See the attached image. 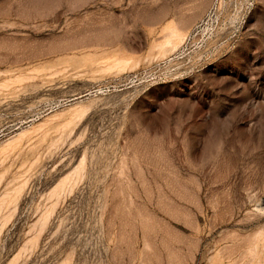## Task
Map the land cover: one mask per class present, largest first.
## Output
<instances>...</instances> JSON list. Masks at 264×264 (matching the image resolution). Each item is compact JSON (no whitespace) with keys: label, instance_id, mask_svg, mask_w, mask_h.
<instances>
[{"label":"rangeland","instance_id":"obj_1","mask_svg":"<svg viewBox=\"0 0 264 264\" xmlns=\"http://www.w3.org/2000/svg\"><path fill=\"white\" fill-rule=\"evenodd\" d=\"M0 264H264V0H0Z\"/></svg>","mask_w":264,"mask_h":264},{"label":"bare ground","instance_id":"obj_2","mask_svg":"<svg viewBox=\"0 0 264 264\" xmlns=\"http://www.w3.org/2000/svg\"><path fill=\"white\" fill-rule=\"evenodd\" d=\"M178 28L179 27H177V26H172L171 32L169 31L170 35H173V36L177 37V39H178V42L175 43L174 47H176L179 43H181L185 39V36H186V34L178 32ZM169 42H171V41H169ZM166 43H168V42H166ZM163 45L164 44H162V46Z\"/></svg>","mask_w":264,"mask_h":264}]
</instances>
